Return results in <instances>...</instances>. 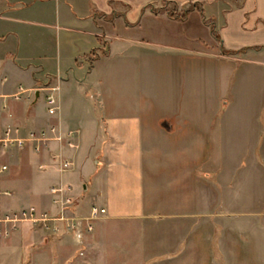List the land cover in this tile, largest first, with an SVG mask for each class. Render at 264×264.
Returning <instances> with one entry per match:
<instances>
[{"label":"crops","instance_id":"1","mask_svg":"<svg viewBox=\"0 0 264 264\" xmlns=\"http://www.w3.org/2000/svg\"><path fill=\"white\" fill-rule=\"evenodd\" d=\"M50 1L0 0V137L8 127L25 134L56 126L63 133L78 131V147L50 143L38 155L16 152L0 176L2 189L49 205L39 209H53L49 189L72 174L56 173L45 193L40 187L50 172L16 179L10 170L27 162L50 164L69 150L77 167L83 151L77 169L87 176L78 212L87 214L97 200L110 211L116 207L119 216L129 206L116 204L115 195L128 198L125 182H144L146 168H155L158 157L166 168H186L194 153L201 164L206 151L221 153L218 159H228L238 182L260 167L264 0H53L52 15ZM165 1L199 5L204 15L194 11L180 20L155 12V4ZM100 38L106 53L91 60ZM52 94L55 115L46 108ZM4 198L1 213L15 206ZM30 230L23 225L0 238V263L35 255L49 243Z\"/></svg>","mask_w":264,"mask_h":264},{"label":"rangeland","instance_id":"2","mask_svg":"<svg viewBox=\"0 0 264 264\" xmlns=\"http://www.w3.org/2000/svg\"><path fill=\"white\" fill-rule=\"evenodd\" d=\"M54 4L53 0L46 4L51 15ZM113 8L118 13L127 11L119 6ZM200 10L199 5L193 4L157 2L154 6L155 12L169 15L172 11L175 17H184L194 11L200 13ZM56 31L51 32L52 40H56ZM98 43L96 53L105 54L106 42L100 38ZM262 112L264 114V109ZM262 143L264 147V135ZM27 149L38 155L30 145L23 150L14 148L6 153L4 163L9 166L16 152ZM84 154L80 151L77 156L80 164ZM218 154L221 153L206 151L201 164V161L196 162L194 153V159L188 161L186 168H166L161 166L164 162L158 157L155 168H146L144 182H133L134 179L125 182L123 195L128 198L123 200L114 194L116 204L122 207L126 202L124 206H129L127 215L118 216L116 207L110 211L97 200L91 202V205L98 204L101 214L93 234L80 243L71 236H53L31 224H19L17 229L27 225L33 231H40L49 243L35 255L15 257L0 264H264V159L260 167L249 169L243 182H238L232 176L234 169L229 166L228 159L221 162ZM56 156L51 157L50 164L35 161L20 168L12 167L9 175L16 179L42 178L41 175L50 172L53 176L43 178L40 187L47 193L56 173L72 174L70 180L59 185L78 203L87 175L78 172L79 163L75 167L70 150L62 158L71 160L73 166L64 167ZM91 159L96 157L91 155ZM11 197H5L3 202H13L15 206L9 205L7 209L12 210L2 212L3 215L29 207L49 206L44 201H31L24 194ZM51 206L54 207L52 195ZM40 210L54 211L52 208Z\"/></svg>","mask_w":264,"mask_h":264},{"label":"built area","instance_id":"3","mask_svg":"<svg viewBox=\"0 0 264 264\" xmlns=\"http://www.w3.org/2000/svg\"><path fill=\"white\" fill-rule=\"evenodd\" d=\"M20 91L23 90L20 88ZM18 100V95L15 96ZM47 112L55 115L58 112L56 97L52 94L46 99ZM78 131H68L63 133L59 127L52 126L49 129H31L25 134L23 129L18 127H8L0 137V176L9 171V166L4 163L3 158L9 150H23L30 145L35 153H40L50 143L66 142L70 148H75L73 144ZM64 167L73 166L71 160L58 156ZM53 196V210L42 211L37 207L22 209L16 213L0 212V238L7 239L17 229L19 224L27 223L33 227H38L49 232L53 236H71L73 240L80 243L89 238L95 228V223L101 214V208L95 202L92 203L87 215H81L77 210V200L68 194L61 185H54L50 188ZM11 197L13 192L2 189L0 186V197Z\"/></svg>","mask_w":264,"mask_h":264},{"label":"trees","instance_id":"4","mask_svg":"<svg viewBox=\"0 0 264 264\" xmlns=\"http://www.w3.org/2000/svg\"><path fill=\"white\" fill-rule=\"evenodd\" d=\"M165 3H168V4H169V3H172L173 5L176 4L175 2H171V1H165ZM199 7H200V9H201V10H200V13H201V15L203 16V15H204V13H203V8H202L201 6H199ZM188 15H189V13H187L186 16H184V17H183V16H181V17H177V16H176V17H175L172 11L169 12V16H171V17H173V18H176V19H180V20L185 19ZM96 58H98V54L96 53V51H93V52L91 53V55H90V59H91V60H95Z\"/></svg>","mask_w":264,"mask_h":264},{"label":"water","instance_id":"5","mask_svg":"<svg viewBox=\"0 0 264 264\" xmlns=\"http://www.w3.org/2000/svg\"><path fill=\"white\" fill-rule=\"evenodd\" d=\"M37 96H38V94H37Z\"/></svg>","mask_w":264,"mask_h":264}]
</instances>
